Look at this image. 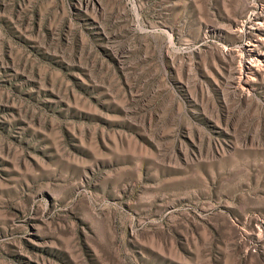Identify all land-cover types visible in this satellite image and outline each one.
<instances>
[{"label": "rangeland", "instance_id": "rangeland-1", "mask_svg": "<svg viewBox=\"0 0 264 264\" xmlns=\"http://www.w3.org/2000/svg\"><path fill=\"white\" fill-rule=\"evenodd\" d=\"M251 22L264 0H0V264H264Z\"/></svg>", "mask_w": 264, "mask_h": 264}, {"label": "bare ground", "instance_id": "bare-ground-1", "mask_svg": "<svg viewBox=\"0 0 264 264\" xmlns=\"http://www.w3.org/2000/svg\"><path fill=\"white\" fill-rule=\"evenodd\" d=\"M251 24H252V26H256V29H259V28H261L262 26H263V24L262 23H253V22H251ZM264 27V26H263ZM250 28V27H249ZM248 28V29H249ZM252 29V28H251ZM260 30V29H259ZM252 35H254V34H252ZM254 38H255V36H253ZM252 52L253 51H255L259 46H263L264 45V39H262L261 37H256L255 39H254V41L252 40ZM247 59V61H246V66H247V69H250V68H252L253 67V64L255 63V62H258L257 61V59H255V58H253V56L251 55V56H249V57H247L246 58Z\"/></svg>", "mask_w": 264, "mask_h": 264}]
</instances>
